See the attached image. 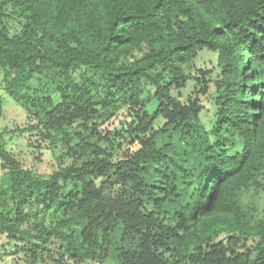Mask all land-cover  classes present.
I'll return each instance as SVG.
<instances>
[{
    "label": "trees",
    "instance_id": "trees-1",
    "mask_svg": "<svg viewBox=\"0 0 264 264\" xmlns=\"http://www.w3.org/2000/svg\"><path fill=\"white\" fill-rule=\"evenodd\" d=\"M204 50L208 121L184 95L207 93ZM0 71V116L7 95L29 121L0 140L58 164L38 177L0 147V237L27 264H264V0H0Z\"/></svg>",
    "mask_w": 264,
    "mask_h": 264
},
{
    "label": "rangeland",
    "instance_id": "rangeland-1",
    "mask_svg": "<svg viewBox=\"0 0 264 264\" xmlns=\"http://www.w3.org/2000/svg\"><path fill=\"white\" fill-rule=\"evenodd\" d=\"M192 77L197 76L201 78L200 71H207L209 74L206 77L208 82V88L206 95H201V87L195 86L194 81H189L187 90L184 92V95H192V98H198L201 102L206 105V112L204 116V121H208L212 117V113L214 110V102H215V94L216 87L215 82L221 79V69L218 67V55L208 50H204L199 53L198 58H196L192 63ZM200 70V71H199ZM79 74H81V69L78 70ZM2 73L0 71V93L4 92V85L2 80ZM195 80V79H194ZM45 86L44 88L48 91L51 90L52 83L49 82V77H45L42 79V84L40 81H36L34 90L39 91L41 86ZM140 89H144L146 84L138 83L136 85ZM147 92V91H146ZM142 94V98L147 97L148 93ZM151 92H153L151 90ZM47 95V94H46ZM4 112L2 116H0V133L4 131H15L16 129H23L28 123V114L26 110L17 104L14 100H12L9 96L4 95ZM52 97L55 100V103L60 102V97L52 93ZM160 141V145L164 144H175L178 147H183L186 143L190 141L184 140L185 136H180L177 134H173L170 131L162 137ZM38 144L34 142H30L27 135L22 136L20 134H7L4 136L3 140H0V147L8 151L11 155H13L21 164V166L25 169L31 170L33 174L38 177L48 178L58 167L57 158L54 153L49 150L41 149L35 147ZM4 186V173L0 164V190ZM252 198V197H250ZM249 198V199H250ZM259 205L262 207L263 199H259ZM9 208L8 210H13L17 206V200L9 198ZM38 208L36 207H26L24 214H29L30 218L26 219L21 228H27L30 224L34 223L35 215L38 214ZM47 219V224H50L51 214L45 216ZM7 241L9 245H7ZM15 241H9L5 237H0V264H27V257L24 251L16 252ZM18 243V242H17ZM3 246L6 248H3ZM20 250L23 248L19 246ZM31 261L28 260V264ZM40 262L38 264H42ZM48 261L45 264H49ZM106 264H114L112 261H108Z\"/></svg>",
    "mask_w": 264,
    "mask_h": 264
}]
</instances>
